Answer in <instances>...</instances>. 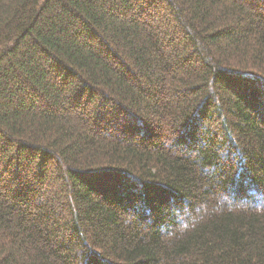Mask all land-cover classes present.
Returning <instances> with one entry per match:
<instances>
[{
    "label": "trees",
    "instance_id": "trees-1",
    "mask_svg": "<svg viewBox=\"0 0 264 264\" xmlns=\"http://www.w3.org/2000/svg\"><path fill=\"white\" fill-rule=\"evenodd\" d=\"M0 264H264V0H0Z\"/></svg>",
    "mask_w": 264,
    "mask_h": 264
},
{
    "label": "snow or ice",
    "instance_id": "snow-or-ice-1",
    "mask_svg": "<svg viewBox=\"0 0 264 264\" xmlns=\"http://www.w3.org/2000/svg\"><path fill=\"white\" fill-rule=\"evenodd\" d=\"M88 179H90V180H95V179H97V177L92 176V177H89Z\"/></svg>",
    "mask_w": 264,
    "mask_h": 264
}]
</instances>
